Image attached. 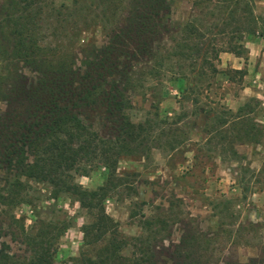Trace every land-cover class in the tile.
Instances as JSON below:
<instances>
[{
	"label": "trees",
	"instance_id": "trees-1",
	"mask_svg": "<svg viewBox=\"0 0 264 264\" xmlns=\"http://www.w3.org/2000/svg\"><path fill=\"white\" fill-rule=\"evenodd\" d=\"M201 1L202 13L183 26L180 40L173 39L172 48L160 45L158 49L163 37L172 33L165 22L170 0H73L71 4L4 0L0 8V103L6 104L0 113V163L18 177L75 195L91 214L93 221L83 228L85 246L105 245L94 256L83 253L75 264H159L148 236L133 240L131 246L137 251L132 255L123 253L130 242L120 238L117 224L105 209V201L120 186L119 161L144 143L143 126L133 123L126 113L132 107L128 94L140 77L157 78L164 71L173 73L176 81L188 82L180 89L184 100L198 92L197 85L203 80H209L208 89L221 76L242 83L246 72L220 70V56L230 53L244 58L249 53L246 44L264 38V14L256 12L253 0ZM119 12L122 22L113 25L108 42L102 47L87 42L83 48V35L89 28L115 22L109 13L117 16ZM252 112L249 105L236 113L223 111L239 121L245 138L259 143L263 131L248 117ZM90 113L104 119L112 138L102 139L84 123ZM96 159L108 170L107 180L89 191L75 183L73 173L80 172L83 162ZM11 187L12 201L24 186ZM141 224L153 231L163 222L145 218ZM46 229L35 256L23 264L54 263L60 235L49 225ZM192 254L188 251L181 257V264H200L201 258ZM12 261L0 243V264Z\"/></svg>",
	"mask_w": 264,
	"mask_h": 264
},
{
	"label": "rangeland",
	"instance_id": "rangeland-1",
	"mask_svg": "<svg viewBox=\"0 0 264 264\" xmlns=\"http://www.w3.org/2000/svg\"><path fill=\"white\" fill-rule=\"evenodd\" d=\"M57 1L71 4L73 0ZM253 1L256 12L264 14V0ZM3 3L0 0V8ZM201 3L170 0L165 22L172 33L163 37L157 49L172 48L173 39L180 40L183 26L202 13ZM122 14L109 13L115 22L89 28L83 48L105 45L113 25L122 22ZM97 15L103 17L100 11ZM220 59V70L246 72L242 83L221 76L208 89L209 80H203L198 92L184 100L180 89L188 82L176 81L173 73L164 71L157 78L140 77L128 94L132 107L126 113L143 126L144 143L119 161L120 186L105 201L120 238L130 242L123 252L127 256L137 251L131 246L135 238L148 236L159 264H181L188 251L201 258L200 264H264V49L259 54L249 51L244 58L223 53ZM25 73L34 76L27 68ZM244 105L253 109L248 117L263 131L259 143L245 138L239 121L223 113L225 109L236 113ZM5 110L6 104L0 103V113ZM88 118H83L84 123L102 139L112 138L102 117L90 113ZM73 175L75 183L93 191L106 183L108 170L96 159L83 162ZM13 184L24 189L11 201ZM144 216L163 224L148 231L141 224ZM92 221L75 195L18 177L0 163V243L12 263L23 264L35 256L47 225L60 235L53 264H75L83 253L94 256L105 242L85 246L83 228Z\"/></svg>",
	"mask_w": 264,
	"mask_h": 264
},
{
	"label": "crops",
	"instance_id": "crops-1",
	"mask_svg": "<svg viewBox=\"0 0 264 264\" xmlns=\"http://www.w3.org/2000/svg\"><path fill=\"white\" fill-rule=\"evenodd\" d=\"M248 49L251 53H255V54H259V52L261 53L264 49V38H256L248 42Z\"/></svg>",
	"mask_w": 264,
	"mask_h": 264
}]
</instances>
